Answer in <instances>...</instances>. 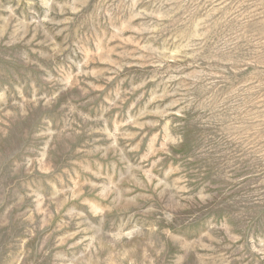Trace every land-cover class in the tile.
Returning a JSON list of instances; mask_svg holds the SVG:
<instances>
[{"label":"rangeland","instance_id":"1","mask_svg":"<svg viewBox=\"0 0 264 264\" xmlns=\"http://www.w3.org/2000/svg\"><path fill=\"white\" fill-rule=\"evenodd\" d=\"M0 264H264V0H0Z\"/></svg>","mask_w":264,"mask_h":264}]
</instances>
